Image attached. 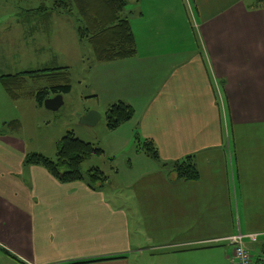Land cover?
Here are the masks:
<instances>
[{"label": "crops", "instance_id": "obj_1", "mask_svg": "<svg viewBox=\"0 0 264 264\" xmlns=\"http://www.w3.org/2000/svg\"><path fill=\"white\" fill-rule=\"evenodd\" d=\"M41 10L1 8L16 25L0 18V44L31 47L41 29L30 16ZM53 13L64 14L47 11L46 28L56 22ZM127 13L137 54L96 63L88 94L135 108L132 120L100 140L105 155L120 158L111 167L119 182L106 183L116 201L102 188L61 183L24 164L31 152L17 150L20 98L0 80V126L11 128L0 130V264H113L148 249L211 253L209 264H232L227 238L238 232L261 233L256 251L263 252L264 6L128 0ZM93 109L100 107L82 114ZM137 134L153 140L168 163L194 155L199 180L173 181L171 166L137 150Z\"/></svg>", "mask_w": 264, "mask_h": 264}, {"label": "rangeland", "instance_id": "obj_2", "mask_svg": "<svg viewBox=\"0 0 264 264\" xmlns=\"http://www.w3.org/2000/svg\"><path fill=\"white\" fill-rule=\"evenodd\" d=\"M248 1L252 5L264 6V0ZM54 2L55 0H0V9L15 7L42 8L40 13L30 16L35 18L34 21L39 22V28L41 29L37 40L34 41L31 47H22L18 41L0 44V71L19 73L61 66L70 68L72 90L62 94L64 103L58 110H50L45 106H39L35 99L31 97V92L50 86L51 83L46 79H28L18 101L20 107L17 113L20 118H18L17 123L21 128L20 133L16 136H23V139L18 141L17 150L27 151L28 153L39 152L56 159L57 143L70 130H75V134L85 140L94 139V143L102 148L100 140L104 141L103 132L108 130L106 125L108 104L103 101L99 104L96 99L88 96L89 89L93 84L92 70L98 62L94 59L92 47L88 43L79 42L75 17L53 13L56 22L46 28L45 13L52 11ZM0 18H3V25L12 23L13 26L16 25L9 16L0 14ZM57 24L60 26L57 27ZM197 32V39L200 41L199 32ZM53 96L56 95L51 94L49 97ZM95 106L100 107V110H95L101 114L98 124L94 127L82 124L83 111L86 108ZM0 130L5 133L7 132L5 130L11 131V128L3 125L0 126ZM15 133L17 134V132ZM119 159H112L109 157V153L94 155L84 162L82 171L86 174L89 169L98 166L111 176V181L116 182L118 178L113 176L114 170L111 167L113 165L119 167ZM121 161L126 163L124 159ZM102 191L109 200L116 201L120 198H115L109 184L104 185ZM122 195L124 193L120 194V196ZM126 196L128 197V194ZM258 243L251 250L254 256L258 255L256 251L259 248ZM205 255L210 256L211 253L199 252L191 255L190 253L178 254L169 249H148L130 254L127 261L113 264H209L210 261ZM262 257L264 259V255Z\"/></svg>", "mask_w": 264, "mask_h": 264}, {"label": "trees", "instance_id": "obj_3", "mask_svg": "<svg viewBox=\"0 0 264 264\" xmlns=\"http://www.w3.org/2000/svg\"><path fill=\"white\" fill-rule=\"evenodd\" d=\"M127 6L128 0H55L52 10L74 16L79 41L88 43L92 47L96 62L106 63L128 59L137 54L136 36L131 17L127 13ZM28 79H46L51 83L50 86L31 92V97L39 106H44L45 99L51 94H64L72 90L71 72L68 66L0 76L3 86L14 99L20 97ZM134 115L135 108L130 103L124 100L114 102L108 106L106 111L107 128L115 130L132 120ZM136 148L161 166H171L175 173L173 181H196L200 178L199 167L194 155H187L183 159L168 163L162 159L159 148L153 140L142 138L138 134L136 135ZM104 153L103 148L94 142L78 137L73 130H70L57 143L56 159L43 153L31 152L26 156L24 164L44 167L61 183L84 182L91 189L97 190L110 181V176L98 166L92 167L84 174L82 166L92 156ZM1 250L19 260L5 248L1 247ZM114 258H120V256L107 259ZM88 262L90 261L66 264Z\"/></svg>", "mask_w": 264, "mask_h": 264}, {"label": "built area", "instance_id": "obj_4", "mask_svg": "<svg viewBox=\"0 0 264 264\" xmlns=\"http://www.w3.org/2000/svg\"><path fill=\"white\" fill-rule=\"evenodd\" d=\"M262 239V234L257 232H238L236 235L230 236L227 240L233 245V253L230 256L232 264H264L263 255L254 256L252 249L247 246V242L256 244Z\"/></svg>", "mask_w": 264, "mask_h": 264}, {"label": "water", "instance_id": "obj_5", "mask_svg": "<svg viewBox=\"0 0 264 264\" xmlns=\"http://www.w3.org/2000/svg\"><path fill=\"white\" fill-rule=\"evenodd\" d=\"M64 103L63 95L57 94L53 97H48L44 101V106L50 110H58ZM101 118V114L98 111L90 110L81 117V123L87 126H94Z\"/></svg>", "mask_w": 264, "mask_h": 264}]
</instances>
